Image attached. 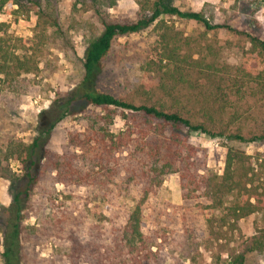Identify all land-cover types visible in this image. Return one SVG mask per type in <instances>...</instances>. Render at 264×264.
Listing matches in <instances>:
<instances>
[{
    "label": "trees",
    "instance_id": "obj_1",
    "mask_svg": "<svg viewBox=\"0 0 264 264\" xmlns=\"http://www.w3.org/2000/svg\"><path fill=\"white\" fill-rule=\"evenodd\" d=\"M56 1L0 0V13L7 5H17L16 13H29L35 7L38 15L34 35L29 39L14 36L9 32V24L0 21L1 85L11 90L23 89L31 82L29 75L48 63L55 50H74L54 10ZM118 2L75 1L73 11H92L100 24L89 18L82 20L87 43L82 80L40 113L41 121L31 142L12 136L0 143V176L14 185L3 230L4 264H27L22 249L23 221L32 206L31 196L41 178L42 166L49 160L59 182L92 186L87 204L92 202L103 219L107 218L103 211L106 201L118 202L136 192L135 205L125 210L124 222L109 228L95 223L86 240L67 224L70 219L78 223L69 216L71 213L57 219L52 235L63 240L61 250L71 264H164L165 237L148 207L169 173L179 174L182 198L197 201L200 214L207 219L223 209L225 223L232 222L235 226L250 214H264L262 164L255 166L250 155L230 147L224 172L218 174L208 168L207 150L190 142L192 132L212 137L225 134L229 128L225 119L229 122L246 119L245 112L264 115V40L235 30L247 36L258 62L230 67L182 53L180 46L161 34L155 56L142 63L148 75L147 98L137 104L96 89L104 58L118 37L160 24L163 15L195 20L207 29L232 28L214 24L204 11L182 10L171 0H136L139 8L135 19H115L109 9ZM240 103L248 104L250 109L243 111ZM118 111L125 125L114 129ZM75 114H81L86 124L83 131L69 136V146L75 148L73 154L51 158L47 144L54 127L64 117ZM259 127L260 133L253 134L250 140L264 138V125ZM238 131L231 136L246 140L242 127ZM12 159L21 164V173L11 167ZM263 251L264 228H261L229 264H245L247 252Z\"/></svg>",
    "mask_w": 264,
    "mask_h": 264
},
{
    "label": "rangeland",
    "instance_id": "obj_2",
    "mask_svg": "<svg viewBox=\"0 0 264 264\" xmlns=\"http://www.w3.org/2000/svg\"><path fill=\"white\" fill-rule=\"evenodd\" d=\"M75 1L58 0L53 4L60 25L71 38L74 50H55L49 56L48 63L42 64L37 72L29 75L31 82L23 89L11 90L0 84V143L7 142L12 136L31 142L41 121L40 113L52 107L55 100L74 90L82 80L87 47L82 20L89 18L97 24L99 22L92 11H73ZM171 2L182 10L204 11L214 24H224L232 29H207L203 23L195 20L163 15V22L160 24L155 23L143 31L120 36L115 40L104 58L103 69L96 81L97 90L137 104L143 102L147 98L145 85L148 75L142 63L155 56V49L157 46L160 48L158 43L162 40L161 34L169 42L180 46L182 53L192 54L195 58L204 57L208 61H215L219 66L239 67L247 62H258V56L252 53L247 36L235 30L264 40V0ZM16 8L17 5H7L0 13V21L9 24V32L14 36L29 39L34 35L38 19L37 8L33 7L25 14L14 12ZM138 8L136 0H119L109 12L115 19H135ZM258 66L262 67L263 64ZM241 108L243 111L250 109L248 104H242ZM245 113L244 117L247 118L243 120L229 122L225 119L229 128L223 135L212 137L201 132L190 134L192 144L207 150V165L210 170L218 174L224 172L230 147L250 155L255 166H264V138L250 140L253 134L260 133L259 126L264 125V115ZM122 116L118 111L114 129L125 125ZM85 124L81 114L68 115L60 120L47 144L51 158L57 154L72 155L75 148L69 146V136L83 131ZM239 127H242L246 140L231 136L239 132ZM10 163L17 174L21 173L18 160L12 159ZM56 174L49 160L48 164L42 166L41 178L31 196L32 206L23 221L22 249L27 264H71L64 255L65 251L61 250L63 240H57L52 235L57 219H64L65 214L71 213L69 216L77 219V224L71 219L67 224L76 228L82 240H86L89 228L95 223L109 228L124 222L125 210L133 208L136 202V192L120 198L118 202L112 199L106 201L103 211L107 218L103 219L92 202L87 204L91 185H66L58 181ZM13 193L14 185L11 180L0 176V264H4L3 230L7 225ZM165 207L168 208L169 215L164 212ZM198 207L197 201L182 198L179 174H167L157 196L151 198L148 207L165 237L164 264H229L244 250L248 239L264 228L263 212L250 214L233 226L232 222L225 223L223 220V209L210 214V219H207L200 214ZM245 264H264V251L247 252Z\"/></svg>",
    "mask_w": 264,
    "mask_h": 264
}]
</instances>
